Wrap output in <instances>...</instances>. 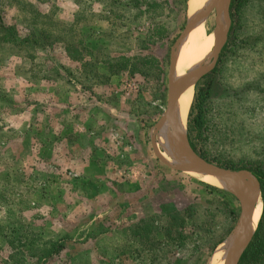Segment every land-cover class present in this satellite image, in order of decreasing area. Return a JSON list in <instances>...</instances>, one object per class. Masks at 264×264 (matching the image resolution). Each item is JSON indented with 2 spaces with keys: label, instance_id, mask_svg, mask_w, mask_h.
<instances>
[{
  "label": "rangeland",
  "instance_id": "1",
  "mask_svg": "<svg viewBox=\"0 0 264 264\" xmlns=\"http://www.w3.org/2000/svg\"><path fill=\"white\" fill-rule=\"evenodd\" d=\"M237 3L215 66L192 86L185 138L211 164L264 171V0ZM194 9L191 0H0V33L5 22L19 37L0 44V264H33L31 253L63 238L45 264H210L231 225L223 200L152 146L171 49ZM219 14L224 23L215 7L206 14L208 36ZM204 86L196 134L187 122ZM210 186L235 199L231 232L240 203ZM174 211L185 222L168 234Z\"/></svg>",
  "mask_w": 264,
  "mask_h": 264
},
{
  "label": "water",
  "instance_id": "2",
  "mask_svg": "<svg viewBox=\"0 0 264 264\" xmlns=\"http://www.w3.org/2000/svg\"><path fill=\"white\" fill-rule=\"evenodd\" d=\"M228 4L229 0H224L220 9L224 14V23H222L220 14L216 18L217 27L213 32L214 44L211 54L207 59V63L197 71L173 83L172 81L175 70L174 55L176 53L178 44L181 42L186 33H188V31L196 24V22L206 16V14L208 13L207 11H209L212 6L207 5L203 9L196 12L194 15L188 17L185 28L183 29L182 33L171 49L170 67L168 73L167 105L165 111L163 112L158 123L153 129L152 146L158 159L171 169L192 174H211L220 177L222 180L229 183L233 187L232 192L240 203V214L234 228L232 229L228 237L223 240V242L228 240L232 242V250L229 254L226 264H238V261L244 250L247 248L255 230L254 229L253 232H250V215L258 199L262 203L259 184L252 173L247 170H232L221 168L217 165L207 162L202 157H200L197 153L194 152L186 138H182V136L180 135V129L174 119L175 102L181 87L185 84H191L193 86L197 79H199L206 72L210 71L216 64L218 54L222 45L224 44L227 29L229 26ZM165 121H168L173 134L178 139L176 140L177 148L181 153V157L185 160V162L178 165H172L171 163L167 162L161 156L160 150H158L156 147V134L162 128Z\"/></svg>",
  "mask_w": 264,
  "mask_h": 264
},
{
  "label": "bare ground",
  "instance_id": "3",
  "mask_svg": "<svg viewBox=\"0 0 264 264\" xmlns=\"http://www.w3.org/2000/svg\"><path fill=\"white\" fill-rule=\"evenodd\" d=\"M224 0H191V7L195 8L191 12H188L189 16L194 15L199 10L203 9L207 5H211L212 8L218 9L221 12V6ZM210 9V10H211ZM208 12V11H207ZM207 26L205 17L196 22V24L186 33L181 42L176 48L174 55V76L173 83L177 82L189 74L197 71L203 65L207 63V59L211 54V48L214 44V37L207 35ZM193 96V87L191 84H185L178 92V96L175 102L174 119L180 129V135L185 137V126L188 107L190 105ZM157 147L162 148L163 155L161 156L172 165H178L185 162L181 157V153L178 151L176 136L173 134L168 121H165L162 128L156 134ZM197 175L199 179L205 181L210 185H214L225 190L233 191V187L222 180L220 177L193 173ZM252 185V184H251ZM253 187V186H252ZM262 211V203L258 199L250 215V232L256 227L258 219ZM232 250V242L228 240L220 244L210 260V264H226L229 254Z\"/></svg>",
  "mask_w": 264,
  "mask_h": 264
},
{
  "label": "trees",
  "instance_id": "4",
  "mask_svg": "<svg viewBox=\"0 0 264 264\" xmlns=\"http://www.w3.org/2000/svg\"><path fill=\"white\" fill-rule=\"evenodd\" d=\"M237 7L242 4V0H237ZM153 4V3H150ZM19 37L16 34V31H12V26L7 25L5 22H2L1 33H0V44L6 42L18 41ZM28 39V38H27ZM216 70V68L214 69ZM211 87V86H210ZM210 96V88L207 86L199 87L196 91V94L193 99L192 109L190 112V121L187 122V125L190 126V131H195L196 134L200 133L203 123H204V114H205V105L208 97ZM193 125V127H191ZM242 168H245L255 177L259 184L261 200H262V211L260 218L258 220L256 230L252 236V239L248 247L242 253L238 264H264V171L258 163H239ZM210 190L215 191V193L220 194V199L223 201L220 202L223 209H219L223 214L231 219V225L228 226L227 230L221 235L214 243L210 246V252L227 236L230 232L232 225L234 224L237 216L238 209L236 205L233 204L232 200L228 197L230 196L227 192L221 191L218 188H215L210 185H206ZM192 207L186 209L189 217L191 218ZM185 212V210H184ZM180 211H174L171 213L168 218L169 228L167 231L168 234H172L177 227V222H180L183 226L185 222V216H181ZM145 228H149L151 231L153 229V223L150 222V219L140 221ZM176 232V231H175ZM66 238H63L58 241H52L47 246L43 248V253L40 257L35 255L36 253H31L29 256L36 258V261H33V264H45V262L53 257L60 254V252L66 248L65 245ZM42 261V262H41ZM169 264H179V261L175 259L174 261H169Z\"/></svg>",
  "mask_w": 264,
  "mask_h": 264
}]
</instances>
